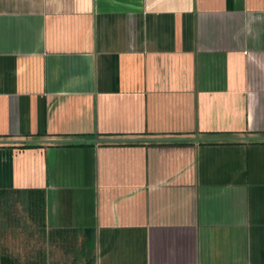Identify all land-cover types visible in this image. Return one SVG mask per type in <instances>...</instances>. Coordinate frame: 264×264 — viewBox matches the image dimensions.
<instances>
[{
	"label": "crops",
	"instance_id": "1",
	"mask_svg": "<svg viewBox=\"0 0 264 264\" xmlns=\"http://www.w3.org/2000/svg\"><path fill=\"white\" fill-rule=\"evenodd\" d=\"M247 136L264 0H0L11 264H264V141H140ZM17 201L36 247L6 246Z\"/></svg>",
	"mask_w": 264,
	"mask_h": 264
},
{
	"label": "rangeland",
	"instance_id": "2",
	"mask_svg": "<svg viewBox=\"0 0 264 264\" xmlns=\"http://www.w3.org/2000/svg\"><path fill=\"white\" fill-rule=\"evenodd\" d=\"M11 208H13V212L11 215V220L14 221L15 225H12L10 229L8 230L7 240L6 238V246L9 245H17V244H24L25 247L27 246H34L31 242L37 243L38 238L37 235L39 236L38 233H36V226L29 221L28 219H24L23 222H20L23 220V217L25 216L24 214V209L23 206L17 202H15V205H12ZM20 219V220H17ZM31 229V233L27 234V231ZM6 232V230H5ZM34 250L31 249L30 253L32 254Z\"/></svg>",
	"mask_w": 264,
	"mask_h": 264
},
{
	"label": "water",
	"instance_id": "3",
	"mask_svg": "<svg viewBox=\"0 0 264 264\" xmlns=\"http://www.w3.org/2000/svg\"><path fill=\"white\" fill-rule=\"evenodd\" d=\"M138 139H93L89 140L92 143L99 142H126V141H136ZM140 141L146 142H176V141H193V142H203V141H264V136H247V137H231V138H222V137H193V138H157V139H141ZM28 142H40V143H51L55 141H28ZM75 142V141H70Z\"/></svg>",
	"mask_w": 264,
	"mask_h": 264
},
{
	"label": "trees",
	"instance_id": "4",
	"mask_svg": "<svg viewBox=\"0 0 264 264\" xmlns=\"http://www.w3.org/2000/svg\"><path fill=\"white\" fill-rule=\"evenodd\" d=\"M155 142H150L149 144H154ZM187 143H191V142H172V144H187ZM256 143V142H255ZM264 143V142H262ZM69 144H73V143H69ZM75 144H81V143H75ZM87 144H92V143H87ZM119 144H123V143H119ZM127 144H133V143H127ZM39 146L38 144H23L21 145L22 148H30V147H37ZM12 192H19V191H12ZM6 191H0V196H5ZM7 195V194H6ZM0 264H11L7 257H5L4 255L0 256Z\"/></svg>",
	"mask_w": 264,
	"mask_h": 264
}]
</instances>
